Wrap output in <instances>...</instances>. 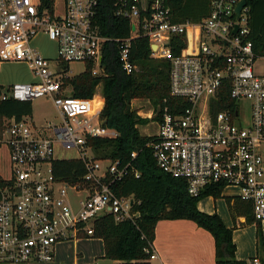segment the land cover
Segmentation results:
<instances>
[{
    "label": "built area",
    "instance_id": "built-area-1",
    "mask_svg": "<svg viewBox=\"0 0 264 264\" xmlns=\"http://www.w3.org/2000/svg\"><path fill=\"white\" fill-rule=\"evenodd\" d=\"M0 0V64L24 63L33 81L14 83L0 100L19 102L49 97L61 124L50 125L51 135L36 137L24 121L11 122L2 143L9 152L11 173L0 186V264H54L59 242L91 237L96 219L112 215L132 223L139 217L133 197L118 198L110 185L129 172L140 173L130 163L100 161L87 140L115 136L104 130L99 118L101 103L62 96L61 63H92V76L104 75L101 66L105 43L117 45L122 69L137 72L130 61L131 41L146 38L151 58L170 63V95L184 98L190 109L173 116L163 109L160 116L151 107L156 125L148 144L161 172L186 183L189 196L198 197L207 188L238 189L239 197L251 203L255 220L264 222V56L253 51L249 40V8L242 0H209L205 19L175 22L164 0H111L112 15L127 20V39L101 34L96 16L99 0ZM133 27V30H132ZM44 34L56 45V58L41 56L33 40ZM184 37L185 47L175 55L172 38ZM192 45V46H191ZM228 86L234 111L212 113L220 102L218 90ZM250 104V115L239 121L238 103ZM159 120H154V117ZM148 124V123H147ZM39 132V131H37ZM71 154L70 156H58ZM135 153L131 154V158ZM80 160L87 186L55 180L52 162ZM155 254L150 255L154 259ZM249 264H261L254 258Z\"/></svg>",
    "mask_w": 264,
    "mask_h": 264
},
{
    "label": "trees",
    "instance_id": "trees-1",
    "mask_svg": "<svg viewBox=\"0 0 264 264\" xmlns=\"http://www.w3.org/2000/svg\"><path fill=\"white\" fill-rule=\"evenodd\" d=\"M173 13V21L197 23L209 13V0H164ZM249 8V40L253 51L264 56V0H246ZM96 23L103 36L127 39L130 24L127 20L112 15V1L99 0ZM172 52L177 55L185 47L184 37L172 38ZM192 46V45H191ZM149 41L138 37L131 41L130 61L138 67L137 72L127 75L119 60L118 48L114 43H105L102 50L101 66L104 75L92 76V63H84L82 73L69 77V63H61L62 96L75 99H91L96 87L101 86V108L99 118L104 130L115 132V136L88 139L87 144L96 161H119L128 163L140 173L138 178L129 172L120 181L110 185L111 192L118 198L133 197L139 217L134 223L116 221L114 216H102L92 224L93 235L103 241L104 258L118 261V264H149L155 226L161 220H188L208 232L214 240L215 264H249L235 259L236 246L232 240L235 229L255 226L257 247L256 258L264 264V237L260 221L254 219L251 203L240 197H222L220 186L207 188L198 197H191L186 183L161 172L152 156L148 144L152 137L140 135L137 126L146 125L148 119L141 118L131 110L130 102L142 99L149 102L160 116L163 109L178 116L190 109V103L170 95L169 69L167 60L151 58ZM7 90L0 85V96ZM221 101L212 103V113L234 111L235 102L228 98V86L218 90ZM32 112L31 102L12 99L0 100V136L11 122L23 121ZM159 120V117H154ZM135 153L132 159L131 154ZM55 180L71 185L87 186L84 181L86 169L80 160H55L52 162ZM3 178L0 177V186ZM223 198L233 226L227 228L219 216L206 214L197 209V203L206 198ZM79 238H89L80 233Z\"/></svg>",
    "mask_w": 264,
    "mask_h": 264
},
{
    "label": "crops",
    "instance_id": "crops-1",
    "mask_svg": "<svg viewBox=\"0 0 264 264\" xmlns=\"http://www.w3.org/2000/svg\"><path fill=\"white\" fill-rule=\"evenodd\" d=\"M19 64L20 63H2L0 65L10 68L13 65ZM33 80V77L29 74L27 77L19 78L15 83H29ZM141 100L142 99L132 100L130 106L132 103ZM131 110L133 109L131 108ZM134 111L137 112L139 117L144 119H148L150 116V111L146 116L140 114L138 110ZM146 125H149V123ZM151 135L152 134H149L148 136ZM3 138L2 133L0 136V177L7 179L10 176L11 168L8 149L2 143L4 140ZM226 190H228V192ZM221 195L222 197H239V191L236 188L228 187L223 189ZM197 209L206 214L216 213L227 228L233 226L223 198L213 199L212 197H206L197 203ZM261 225L264 230V222L261 223ZM232 240L236 246L234 255L237 261L250 262L252 259L256 258L255 226H252V228L250 227L248 232H240V230L233 231ZM152 250L155 254V258L150 259L149 264H215L213 238L208 232L188 220H161L157 222ZM103 256L104 248L101 239L91 237L78 238L59 242L56 245L54 264L120 263L118 261L105 259Z\"/></svg>",
    "mask_w": 264,
    "mask_h": 264
},
{
    "label": "rangeland",
    "instance_id": "rangeland-1",
    "mask_svg": "<svg viewBox=\"0 0 264 264\" xmlns=\"http://www.w3.org/2000/svg\"><path fill=\"white\" fill-rule=\"evenodd\" d=\"M62 7V0L57 1V10L60 13ZM32 45L35 46L38 53L50 60H54L56 57V45L54 42L47 39V37L43 34H39L35 37L32 42ZM258 64H264V61L261 60ZM69 69L66 73L69 77L76 76L82 73L85 69V65L81 62H71L68 65ZM31 75L29 68L26 64L20 63L19 65H13L10 68L0 65V85L8 88L11 83H15L19 80V78L27 77ZM6 91V90H5ZM4 91V92H5ZM95 94L98 97V100L101 99V86H97L95 90ZM32 112L30 116L24 118V122L32 128V130L36 129L35 136L40 138L44 136L51 135V131L48 128L50 125L55 124L59 126L61 124L60 117L58 115L57 110L53 106V102L49 97H42L31 101ZM131 108L133 110H138V112L144 116L148 115L151 106L145 101H137L131 104ZM238 108L240 110V118L239 121L246 120L250 115V104L246 100H240L238 103ZM149 125H138V131L142 136H148L149 134H155L157 131L156 125L152 123V120L149 119ZM39 131V132H37ZM3 139L6 138V134L3 132ZM58 156H70L71 154H61L57 152ZM100 165L102 168H105L107 163L105 161H100ZM228 192V190H226ZM254 225L243 226L235 230H240V232H248V229ZM234 230V231H235ZM246 230V231H245ZM262 232L264 235V230L262 227ZM243 234V233H242ZM247 238V237H246Z\"/></svg>",
    "mask_w": 264,
    "mask_h": 264
},
{
    "label": "water",
    "instance_id": "water-1",
    "mask_svg": "<svg viewBox=\"0 0 264 264\" xmlns=\"http://www.w3.org/2000/svg\"><path fill=\"white\" fill-rule=\"evenodd\" d=\"M245 5H246V1H245V0H242V1L239 3V5L237 6L236 11H235L236 16L239 15L240 9H241L243 6H245ZM132 30H133V27H132ZM156 48H157L156 45H151V46H150V50H151V51H154Z\"/></svg>",
    "mask_w": 264,
    "mask_h": 264
},
{
    "label": "bare ground",
    "instance_id": "bare-ground-1",
    "mask_svg": "<svg viewBox=\"0 0 264 264\" xmlns=\"http://www.w3.org/2000/svg\"><path fill=\"white\" fill-rule=\"evenodd\" d=\"M246 1V0H245ZM247 3V2H246Z\"/></svg>",
    "mask_w": 264,
    "mask_h": 264
}]
</instances>
